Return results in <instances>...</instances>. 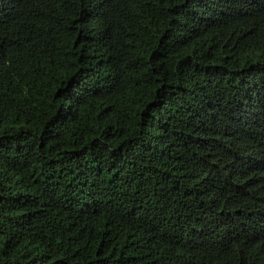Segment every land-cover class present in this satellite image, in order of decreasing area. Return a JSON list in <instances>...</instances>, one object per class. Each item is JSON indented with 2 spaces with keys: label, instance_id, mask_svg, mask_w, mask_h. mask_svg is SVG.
<instances>
[{
  "label": "trees",
  "instance_id": "1",
  "mask_svg": "<svg viewBox=\"0 0 264 264\" xmlns=\"http://www.w3.org/2000/svg\"><path fill=\"white\" fill-rule=\"evenodd\" d=\"M0 264H264V0H0Z\"/></svg>",
  "mask_w": 264,
  "mask_h": 264
}]
</instances>
